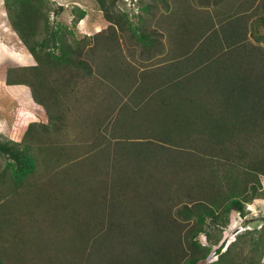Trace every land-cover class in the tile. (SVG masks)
Listing matches in <instances>:
<instances>
[{
  "label": "trees",
  "instance_id": "1",
  "mask_svg": "<svg viewBox=\"0 0 264 264\" xmlns=\"http://www.w3.org/2000/svg\"><path fill=\"white\" fill-rule=\"evenodd\" d=\"M92 1L111 30L76 39L72 29L51 25V11L62 8L52 10L49 0H4L9 23L36 64L9 67L5 75L6 85L30 89L34 119H18L10 138L0 134V156L11 168L8 179L0 173V185L6 184L0 264H209L212 254L210 264H264V226L245 229L229 243L221 237L233 214L245 216V204L264 196V0H245L248 14L208 16L201 25L184 17L172 34L178 47L171 55L188 58L179 55L142 81L119 67V91L137 97V107L119 105L120 115L136 121L123 123L118 135L124 138L101 134L105 144H91L88 166L96 184L74 176L71 185L48 176L71 157L47 133L67 124L64 102L78 77L93 75L95 48L116 35L135 39L145 52L162 48L157 34L135 27L117 0ZM196 1L211 6L222 0ZM73 14L76 25L85 11ZM65 188H72V202ZM23 198L26 211L10 206L5 212L9 201ZM44 204L52 206H44L51 214L47 225L34 211ZM68 231L71 242L62 243ZM58 233L61 242L54 241Z\"/></svg>",
  "mask_w": 264,
  "mask_h": 264
},
{
  "label": "rangeland",
  "instance_id": "2",
  "mask_svg": "<svg viewBox=\"0 0 264 264\" xmlns=\"http://www.w3.org/2000/svg\"><path fill=\"white\" fill-rule=\"evenodd\" d=\"M49 1L52 10L58 7L62 8L60 12L51 11L49 15V22L54 29L57 27L72 29V36L76 39H81L85 35H93L98 31H103V35L106 36L109 34L107 30L110 29L111 24L104 18L102 11L94 1ZM167 2L168 6L163 7L157 0H117V7L127 14L129 21L135 27L143 28L148 32L153 31L157 34L156 39L162 45V48L159 51L153 49L145 52L142 51L135 39H129L126 36L122 37L120 35H116L112 39L107 38L105 42L102 41L95 48L94 55L89 58L93 66V75L78 77L76 79L77 88L72 93V96L64 102L70 109L67 124L62 127V130L47 133L48 137L54 139V143L60 144L63 147L61 149L67 151L69 157H71L70 161L67 162L64 161L66 159L62 158L58 167L50 171L49 175L47 174L52 181L56 179H60L61 181L63 178L62 180H65L67 183L71 182L72 185V177L80 176L79 180L83 182L89 180L91 183L94 182L96 184L97 179L92 173H89L90 167L88 166L94 155L91 146L105 144L106 140L102 138L103 136H100L101 134L109 138L112 133L121 139L124 138L123 135H118L125 128L123 123L126 121H136L134 119L131 120L128 116L122 118L120 115L119 105L123 106V104H126L137 107L134 104L137 97L135 98L133 95L126 96L123 92L119 91L118 86H122L119 67L123 66L125 70L130 72L135 71L138 75V80L142 81V75L147 71L163 69L172 60L175 61V58H178L179 55H181V59L188 58V55H184L183 53L176 56L171 55V51L178 47L174 43L172 34L184 17L193 25H199L197 21L199 19L201 25L208 16L216 18L233 13L248 14L252 10L247 8L245 0H222L217 5L211 6L201 5L196 0H167ZM147 5L149 9L146 10L144 6ZM77 9L85 11V16L74 25L73 11ZM187 14L188 16H186ZM12 32L13 29L8 20L4 0H0V134L6 138L12 137L14 132L13 127L18 119L24 117L22 120L27 122L34 119L30 117L31 110L33 109L30 89L25 85L8 86L5 83L7 68L33 63L28 54V58L24 56L27 50L21 47L22 44L18 42L17 35L15 36ZM194 32L197 33L199 31L194 29ZM251 41L255 42L252 38ZM94 44L95 40H91L90 46H94ZM191 53L189 52V55H191L189 58L195 56ZM110 69L112 70L110 71ZM102 73H106L105 77H103ZM111 81L117 86L113 87ZM151 82H153L152 79L148 78L146 84ZM115 92L118 93L116 94ZM119 95H122V97L119 98ZM116 96L118 99H116ZM113 110L114 113L107 124L110 112ZM105 127L107 131H105ZM120 127L121 130L118 132ZM114 128L115 132H112ZM134 137L141 136L137 135ZM8 163V159L0 156V173L4 170L5 176L11 171ZM48 176H44L43 182L48 179ZM6 179H8L7 176ZM259 179L264 191V176L260 175ZM5 185H0V193L4 192L3 188ZM51 185L49 184L47 187L51 188ZM95 188L101 191L98 186H95ZM66 190L71 200L69 202H72V188L71 190L65 188ZM57 198H55V201L59 204ZM25 199L9 201L6 207H4L5 212H9L10 206H17L23 213L27 210L26 203L28 201ZM245 205L247 214L245 216H241L238 213L233 214L231 224L221 234L222 239H228L227 243L233 241L235 235L245 229L252 230L264 226V196L262 199H256L252 203ZM44 206L52 208L49 204L47 206L44 204L35 207L34 211L37 218H42L44 220L43 223L47 225V223H51L49 218L51 214ZM20 219L29 222L26 216L22 215ZM103 225H105V218L100 226L102 230L106 229ZM44 231L46 238L51 237L47 236L49 234L47 228ZM8 235L6 236L9 240H4L7 247H9L10 241V236ZM58 236L59 240H54L55 242H61L59 233ZM62 236L64 237L62 243L68 244L71 242L69 231ZM200 240L201 242L205 241L203 236L200 237ZM216 257L215 254H212L208 259V263L210 264L212 261H215ZM262 262L264 263V257Z\"/></svg>",
  "mask_w": 264,
  "mask_h": 264
},
{
  "label": "crops",
  "instance_id": "3",
  "mask_svg": "<svg viewBox=\"0 0 264 264\" xmlns=\"http://www.w3.org/2000/svg\"><path fill=\"white\" fill-rule=\"evenodd\" d=\"M15 36H16V34H15V32L13 31L12 32ZM18 40V39H17ZM18 42L19 43H21L19 40H18ZM21 47H23L24 49H25V47L23 46V45H21ZM26 50V49H25ZM31 57V60H32V62L33 63H27V64H23L22 66H32V65H35V61H34V59L32 58V56L28 53V52H26L25 54H24V56L26 57V58H28V55Z\"/></svg>",
  "mask_w": 264,
  "mask_h": 264
},
{
  "label": "built area",
  "instance_id": "4",
  "mask_svg": "<svg viewBox=\"0 0 264 264\" xmlns=\"http://www.w3.org/2000/svg\"><path fill=\"white\" fill-rule=\"evenodd\" d=\"M131 1V0H130Z\"/></svg>",
  "mask_w": 264,
  "mask_h": 264
}]
</instances>
